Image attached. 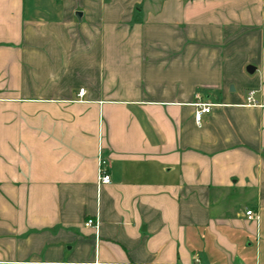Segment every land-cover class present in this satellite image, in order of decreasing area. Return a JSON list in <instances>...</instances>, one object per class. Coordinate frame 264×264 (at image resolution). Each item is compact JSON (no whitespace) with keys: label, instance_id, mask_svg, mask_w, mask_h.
<instances>
[{"label":"crops","instance_id":"1","mask_svg":"<svg viewBox=\"0 0 264 264\" xmlns=\"http://www.w3.org/2000/svg\"><path fill=\"white\" fill-rule=\"evenodd\" d=\"M0 264H264V0H0Z\"/></svg>","mask_w":264,"mask_h":264},{"label":"built area","instance_id":"2","mask_svg":"<svg viewBox=\"0 0 264 264\" xmlns=\"http://www.w3.org/2000/svg\"><path fill=\"white\" fill-rule=\"evenodd\" d=\"M83 89L79 90L78 95L83 96ZM256 91L251 89L248 90L246 93V98H245V105L248 107H259V103L255 98ZM215 104H212L210 102L204 101L201 96L196 95L195 100L192 103V107L194 108V121L196 125L200 126L203 116L207 115L211 112L212 108L215 107ZM104 162L99 160V171H98V184L99 185H107L110 182V178L108 174L106 173L105 169L102 167ZM247 217H250L252 215V211H247L245 213ZM85 226H90V227H96V222L92 219H89L85 222Z\"/></svg>","mask_w":264,"mask_h":264},{"label":"water","instance_id":"3","mask_svg":"<svg viewBox=\"0 0 264 264\" xmlns=\"http://www.w3.org/2000/svg\"><path fill=\"white\" fill-rule=\"evenodd\" d=\"M76 16L79 17L80 15H79V14H76ZM253 70H254L253 67H248V68H247V71H248L249 73L253 72Z\"/></svg>","mask_w":264,"mask_h":264}]
</instances>
